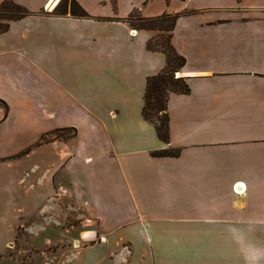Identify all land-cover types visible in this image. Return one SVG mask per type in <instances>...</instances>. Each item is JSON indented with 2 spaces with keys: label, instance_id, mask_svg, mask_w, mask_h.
Wrapping results in <instances>:
<instances>
[{
  "label": "crops",
  "instance_id": "0c3cea01",
  "mask_svg": "<svg viewBox=\"0 0 264 264\" xmlns=\"http://www.w3.org/2000/svg\"><path fill=\"white\" fill-rule=\"evenodd\" d=\"M11 1L32 14L0 33V259L26 226L88 245L68 264H264V0ZM134 13L178 15L168 142L142 114L166 55Z\"/></svg>",
  "mask_w": 264,
  "mask_h": 264
},
{
  "label": "trees",
  "instance_id": "16d2710c",
  "mask_svg": "<svg viewBox=\"0 0 264 264\" xmlns=\"http://www.w3.org/2000/svg\"><path fill=\"white\" fill-rule=\"evenodd\" d=\"M67 11L77 18H89L87 12L75 1L71 0L70 9L64 1H60L55 8L54 13L63 15ZM32 13L24 6L11 1L5 0L0 4V20L5 21L3 26H0V33L7 31L9 24L12 21L23 19ZM136 13L129 17V24L137 29H147L157 31L159 35L147 43L150 50H159L166 55L167 64L165 69L147 79L144 106L142 114L145 120L155 126L159 139L163 142H168V114L167 102L171 93L186 94L189 86L184 78H175V75L185 64V59L180 56L171 45V35L175 26L178 15H162L156 18H143ZM134 17V21H133ZM156 43L153 44V41ZM1 103V101H0ZM156 119V120H155ZM66 132L70 134H66ZM74 129H61L43 135L37 145L50 142L60 137L74 136ZM156 157H174L178 155V151L169 153L168 151L157 152L153 154Z\"/></svg>",
  "mask_w": 264,
  "mask_h": 264
},
{
  "label": "rangeland",
  "instance_id": "374dc122",
  "mask_svg": "<svg viewBox=\"0 0 264 264\" xmlns=\"http://www.w3.org/2000/svg\"><path fill=\"white\" fill-rule=\"evenodd\" d=\"M62 1H64L67 4L68 8L70 9L71 0H62ZM43 12L46 13L48 12V10L44 9ZM135 16H137V14H135L134 17ZM134 17H133V21H134ZM4 23L5 21L0 20V26H3ZM155 43L156 40L153 41V44ZM175 78H178L177 74L175 75ZM66 134H70V133L66 132ZM168 152L174 153L175 151L170 150ZM69 211H70L69 212L70 215L68 219L64 220V224H63L64 227L77 225V223L79 222L77 220L76 213L72 210ZM70 236H74V235H70ZM59 239L61 238L59 237ZM30 243H31V236L29 235L26 226L19 228L17 239L11 244V246L7 249L3 257L0 259V264H68L75 259V256L78 254V252L81 249L88 246L86 244H84V246L70 244V248H67L64 247L65 246L64 244L63 245L52 244L51 246L42 247V249H36V247L34 249L30 246L31 245ZM94 243L95 242L91 243L90 245H94ZM123 250H125L124 245L122 251Z\"/></svg>",
  "mask_w": 264,
  "mask_h": 264
},
{
  "label": "bare ground",
  "instance_id": "6f19581e",
  "mask_svg": "<svg viewBox=\"0 0 264 264\" xmlns=\"http://www.w3.org/2000/svg\"><path fill=\"white\" fill-rule=\"evenodd\" d=\"M55 3L53 4V5H50L49 7H50V9H52L53 7H55Z\"/></svg>",
  "mask_w": 264,
  "mask_h": 264
}]
</instances>
